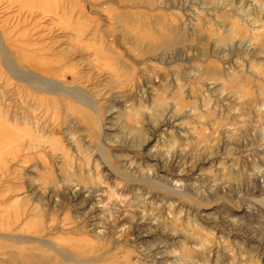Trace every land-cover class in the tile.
Segmentation results:
<instances>
[{"label": "rangeland", "instance_id": "374dc122", "mask_svg": "<svg viewBox=\"0 0 264 264\" xmlns=\"http://www.w3.org/2000/svg\"><path fill=\"white\" fill-rule=\"evenodd\" d=\"M63 2L64 4H62V7H61L60 5L57 6L55 0H35V3L33 5L34 7H32L33 9L30 8V12H32V17L26 18V19H25V16L22 17L20 14H16L15 12L14 15L18 18L17 19L14 15H12L16 7H14V9L12 8V10H10L11 9L10 8L7 11L5 4L1 3L0 4V12H1L0 13L1 15L0 25L5 35L7 36V40H9L8 41L9 45L13 40H17L18 38L22 36L27 37V36H30V34L32 35L35 34L37 32L35 29H39L40 27L44 29L46 26L51 28L53 27L52 25H55L54 29H57L60 23H62L61 24L62 26L63 24H65V22H67V24H69L72 27H77V25L79 24L80 27L84 28L85 26L88 25L89 27L87 26L84 28V29H87L86 31H88L89 29L92 30L93 28L98 29V30H95L96 33L94 31L96 36L98 34V37H99L98 38L94 36L95 39L97 38V43L93 37L94 33L93 35L88 33L86 37L82 36V38L79 39L77 37H74L73 29H71V31H67V35L69 34L67 37L69 38L64 37V38H61L59 41L64 40V43L66 42L70 44L72 43L71 44L72 48H75L79 43L82 45L87 43L89 45L88 48L92 49L91 46L94 45L93 44V40H94V43L96 45L95 47L98 49L102 45L99 43V41L103 39L105 40V43H107V45L111 47V49H113V51L117 52L118 56H121L123 59H126L128 63H131L132 65L134 64L135 66L134 68L136 69V70L134 69L135 71L134 75L136 76L137 80H139V83L137 81L135 88L125 87V84H122V88H120L119 86L121 85L115 82L117 80V82L119 83L121 81V78L125 77V72H123L124 68L121 64H117L118 61H116L115 54H110L113 59L111 60V62L114 61V63H111L112 64L111 67L117 71V72L114 71L116 75L123 74L124 75V76L122 75L123 77L116 76L114 77L115 79L114 78L111 79L110 76L104 77L106 76L105 74H107L104 69L100 72V75L104 72L105 74H102L101 76L98 74V72L96 71L92 72V70H89L87 71V73H85V71L87 70V65H80L77 68V70L80 72L79 73L80 78L75 82V84H78L79 86L83 87L84 90L89 92L92 98L97 103L101 104L102 115L104 117L108 116L107 117L108 119L105 117L107 119V121L105 120V123H106V126H108L109 124V127H111V129L110 130L107 129L108 135L106 136L105 139L102 140L103 143L108 142L107 143L108 146L103 145L101 141V136H99L101 135L100 133H98L99 134L98 135L97 133L89 132L88 124L80 123V121L77 119V117L73 115L71 111H69V116L68 118H66V121H67L66 126L73 124L71 125V127L73 126L72 127L73 131H71V133L76 131L74 130V127L75 129H78L81 125L83 126V128L80 127V129L82 128V131L80 129L78 130L81 131L79 134L81 137L80 146L82 147V150L89 151V149L87 148H90L89 152L85 151L86 158L90 156L92 157V155L95 156L96 158L99 157L100 155L98 153H101L102 146L105 149H107L108 153L110 154H112V149L114 147H117L122 151L130 150V151L140 152L142 154L141 155L142 157H150L149 156L150 151H152L153 153L155 152V155H157V158L159 160V164L158 163L156 164V161L153 158L151 159L152 161H149V162L147 161V159H145V160H142L141 162L142 166L145 167V165H147L144 168L140 166V161H141L140 159H136V163L139 166L135 164V159H133L132 161L127 160L128 163L131 162L133 166L131 167L129 171L130 175L132 174L131 175L132 178H131V183H129L130 188H128L129 190L127 192L128 194L125 193L126 198L129 197L128 199L125 198L126 203L131 202L130 205L132 204L134 205V203L137 204V199H138V202L139 201L141 202L140 205L142 204L141 206H143L145 204L143 200L148 202L147 200L148 192L152 191L154 194L157 195L159 199H161L162 197L163 199H165L166 197H173V198L178 199L186 207V209H189L188 207L192 208L193 210L191 213L192 215L190 214L191 216L189 215L188 218L191 220L193 218L192 221L194 222H189L187 219H185L186 215L184 214L185 215L184 219L182 218L183 221L181 219L176 222L177 227H178L177 229H179V232L175 230H173L175 232L173 231L171 232L170 230H168L169 233H165L163 231L165 226L162 224L163 226L160 225L159 227L160 229H158L159 232H157V234L155 235L153 239H150L151 241L149 240L150 242L146 241L144 244L141 245V243L138 241L140 245H137L136 248H134V250H135V255L140 258V263L141 264L142 263L143 264H264V201H263L264 200V125H263L264 124V88H262L261 90L262 92L258 90L253 91L254 87L247 88L246 89L247 90L246 99L249 100L251 98L250 100L252 101H250L251 105L246 104V106H243V104H240V102H247V101L243 100V98L245 99V97L243 98L240 97L242 94H240L241 91L239 90L238 87H234L236 84L233 86L228 81L229 88L226 86L227 87V88L225 87L226 89L225 88L220 89V90L217 89L220 87L219 81H222V80L225 81L224 79H226V76L220 73V72H223L225 68L229 69L230 71L232 70V72L234 71L240 75L242 74L241 72H245L247 70L246 71L247 73L249 71V69L253 66L252 60H255V62H257L258 60L257 63L260 62L261 64V65L259 64V69L262 72H264V60H262L264 57V26L262 25V22L264 24V9H263L264 0H159V1L154 0L153 1L154 4L151 3V0H63L62 3ZM64 5L66 8H63ZM81 8L83 9L82 13H80L82 11ZM64 9H66L69 12H67V14H63L61 10H64ZM77 9L79 10V15H76V12L72 14V11L74 12ZM3 12L6 14L4 15ZM54 12L58 14H62V19L61 20L55 19ZM2 13L4 16L2 15ZM121 13L122 14L127 13V15L123 17L124 19L125 18L128 19L131 17L133 19L131 18L128 20H122V21L120 20L121 21L120 23L119 19H117L116 16L117 15L119 16V14ZM7 16L8 18L9 17L10 18L8 19ZM79 16L81 18L77 23L76 21L79 19L78 18ZM249 17L250 18L257 17V20L259 19L257 22L259 26L257 25L256 29L254 27H246L243 25L242 22L245 19H248ZM36 18L38 21L36 20ZM48 18H51V19H48ZM63 18H67V20ZM53 21L54 23L49 24L50 22H53ZM41 23H43L45 26ZM159 23H162V24H159ZM39 24H41L42 26H40ZM238 24L240 27L238 26ZM159 25L162 27H160ZM232 26L234 27L232 28ZM13 27H15V29H13ZM124 27H127V30ZM237 27H239V30L241 32L238 31ZM122 29L124 30L122 31ZM231 30L234 31V33L230 37H227L226 34L230 33ZM33 31L35 33H33ZM128 31L130 35L129 33L126 34V32ZM244 31H247V32L244 33ZM257 33H260L261 36ZM24 34H26V36H24ZM165 34L168 37L170 35H171L170 37H172V35L176 37L175 38L172 37L171 39L170 37L166 38ZM90 35L93 37V40L91 39L92 37H90ZM139 35L142 36V38ZM136 36H138L141 40L142 39L144 40L141 41ZM143 36L145 37L143 38ZM165 39L167 40L166 42H165ZM137 40H139V44ZM146 40L150 48L151 46L155 47L152 49L153 51H155L154 53H152L151 49L149 51L151 53L148 52L149 54L143 52L145 48H148V46H142L144 43H146ZM49 41L47 40L48 43ZM76 41L78 42V44H76ZM134 41L136 43H134ZM149 41L152 43H150ZM50 43L52 42L50 41ZM133 43L136 44L137 46L134 45ZM162 44H165V45H162ZM248 44L254 50L251 52L252 54L250 53V55L246 50L247 49L246 46ZM88 45H83V46H88ZM64 46H66V44ZM135 46L141 50H138V48H136ZM134 48L136 52L133 50ZM103 50L105 51L106 49L103 48ZM13 57L16 60H18L16 55H13ZM0 63H1V54H0ZM242 68L244 70H242ZM201 69H202V72L204 71L205 73H207L206 71H208V73L205 74L204 76L205 78L200 76L202 75L200 71ZM165 70H167V72ZM215 70L219 71V74H217L218 72H216ZM213 71L216 72V74L218 75V78L215 73L213 74ZM149 72H151V75H152L151 77L149 76L150 74ZM154 72L155 73L157 72V73L154 74ZM165 72L167 73V75L171 74L170 77L167 76ZM191 72H193V74H191ZM197 72L200 75L197 74ZM176 73L178 75L177 78L179 77L182 78V80H180L181 78H179V81L184 83V85L186 84L190 86L192 85L193 89L195 90L194 95H193L194 98L193 97L187 98L185 96H184L186 98L185 100L181 98L182 101L183 100L185 102L189 101L188 104L190 105L189 107L184 105L182 109L180 110L181 112L179 113L178 111L179 113L178 115L180 116H175L177 112L175 113L173 112V110H175V106L173 105L176 102L178 103L180 100L179 97L175 98V96H173L176 93H179L177 86H175L174 83L172 84L173 80L174 81L175 79L177 80V78L174 76ZM157 74L159 75L158 78L156 76ZM192 75H193V78L191 77ZM152 77H155L156 79L155 78L153 79ZM149 78L151 79L149 80ZM204 80H206V82L207 81L208 82L211 81V82L210 84L208 82L207 83L205 82V85L203 86ZM215 80H217L218 82ZM69 81L70 82L72 81L71 77H69ZM261 82L263 85L262 87H264V80L261 79ZM150 83H153V84H150ZM155 84L158 87L152 86ZM213 84L214 86L215 85L216 86L214 87ZM11 86H10L11 88L10 87L8 88V90L12 92L11 96L13 97L14 95L13 93H16V95L19 94L18 93L19 90H17L18 88H16L17 86H15V88L13 85ZM214 88H216L217 90H215ZM204 89L206 92L204 91ZM207 92H208V96L209 95L210 96L207 98L205 97L202 98L204 93L206 94ZM112 94L113 96H111ZM233 96L235 99L233 98ZM222 97L224 99H222ZM226 99H228V101ZM18 100L20 102L15 101V100L14 102L12 101V104L10 102V114H16V113L18 114L26 110V106L21 103L22 102L21 97H18ZM205 100L209 101L210 104L207 102H204ZM226 103L227 104L230 103V105L233 103L235 104L231 105V108H230L229 105L227 107ZM252 104L254 107L252 106ZM205 105L208 107L209 110L206 108ZM138 106H140L141 108ZM195 106L198 112L194 109ZM209 107L210 108L212 107V108L210 109ZM241 107H244V108H241ZM222 108L224 110L223 112H221ZM228 108L229 110L231 109V111H229ZM130 109H132L131 112L132 111L134 112L135 110H138L139 112L140 110V114L138 113L137 117L134 118V120L133 118H131L130 115L127 114L130 112ZM161 109L164 112H162ZM178 109L180 108L178 107ZM192 109H194L195 111ZM203 110L204 111L208 110L213 113L215 110L214 117L213 115L211 116V118L207 116L208 117L207 120L209 119L210 120L209 122H206V123L212 124V130L210 129L211 130L210 132H212L210 134L212 136L210 135L211 139L208 138L209 140L207 139V136L206 137L202 136L204 140H202L201 136H200L201 138L198 139V137L195 135L196 133L194 131L193 132L195 134L191 132L194 127L193 125L196 126L198 121L199 123L201 121L197 118V116L195 117L193 112L199 113L200 111H203ZM158 111L162 113V115L160 113L156 114L158 113ZM235 111L237 112V114ZM105 113H107L108 115ZM143 113L146 115L143 116ZM34 114L36 115V117H38V114H40L39 116H41V119L49 123L48 131L50 133L47 131L48 135L52 136V134H57L58 137H61V140L63 141L62 143L66 145V142L64 141V138L62 137L63 130L62 128H60L59 126L60 124H58L57 122H56L57 124L54 123L55 117L50 111L41 113L39 110H36ZM234 114L236 117L234 116ZM52 117H54V119ZM137 118H139V120ZM171 120L173 121L171 122ZM184 120L185 122H187L189 126L187 124L182 123L184 122ZM191 120L192 121L194 120V121L192 122ZM195 120H198V121H195ZM59 121L62 122L60 119ZM72 121H75V122H72ZM51 123H53L54 126L55 125L56 126L55 127L53 126L54 128L49 127L51 126ZM178 123H180V125ZM42 125L44 126L45 124L43 123ZM190 125H192L193 127L191 126V128H188L190 127ZM166 127H168V129ZM185 127H187L188 129ZM84 128L85 130H83ZM189 129L191 131H189ZM170 130L174 134H172ZM228 130L229 131L231 130V131L229 132ZM156 131L157 133H155ZM150 132L151 134L155 133L156 135H159V138H158L159 140L157 142V145L160 146L159 148L161 149H158L155 143H153L154 145L152 144V146L150 147L148 144H147L148 146L143 147L145 141L148 139V136L151 135L149 134ZM167 132L168 133L170 132V134L172 135L170 136V134H168ZM191 133L193 134V137ZM58 134H61V136ZM76 134L78 135V132ZM184 134L188 136L186 137V135L184 136ZM50 138L51 137H49V139L46 138L48 140V143H51L53 141V138L51 139ZM171 138L174 140L177 139L176 145L174 144L175 141L172 140ZM107 139L108 141H106ZM205 139L207 141H205ZM82 143L85 144L84 147H87V146L88 147L83 149L84 147ZM98 143L100 145H98ZM96 146H100V147H96ZM9 148L12 149L14 147H9ZM145 148L147 150H145ZM174 148H176L175 151L178 150L176 154H175ZM15 149L10 150V151H13V152H10L8 150V147L3 148V150L0 148V160L2 161L0 163L1 165L0 166V234L9 236V239H4L0 235V264H21V262H23L21 261L22 260L21 258L23 257L19 255V251H18L19 244H16V240L18 237V236L16 237V235H19L20 233H22L25 227L32 229L33 226L37 224L36 221H38L37 218H33L34 215H32L36 211V209H33V208H35V206L37 205V202H34L33 200H31L30 196L27 195L28 192L24 193L26 192L25 190H27L26 187L24 188V186H26L23 182L24 177L22 176L19 168L14 167V166L12 167L10 164L11 160L9 159L10 158L12 159L13 156H16L19 154V150L17 148ZM182 149H185L187 151L182 150ZM156 150L160 152L158 153ZM169 151H172V152H169ZM185 152H186V155H185ZM12 153L14 155H12ZM94 153H96V155ZM158 154L160 155V157H158L159 156ZM181 154L185 155L186 158L185 157L183 158V155ZM48 155L49 154H47L46 157H48ZM131 156L136 158L135 157L136 155H131ZM170 159H172L173 161ZM163 161H164V164H163ZM197 161H199L200 163ZM2 163L4 164V166L2 165ZM5 163L7 164V166H5ZM160 163L161 165L162 164L163 165L161 166ZM204 163L206 164L202 168V165ZM167 164L168 165L170 164V165L168 166ZM149 166L153 167L154 170L157 169L156 171L159 172L160 177H165L167 174L166 176L167 179L174 178V176L176 178L177 176L184 178L182 182H184L185 184L182 183L183 189H181V193L184 192L182 194L183 196L179 193L171 194L170 192H167L166 189H165L166 191L165 192L164 187L161 185L162 181H155L154 183L148 182L147 172H149V168H150ZM177 166L179 167L177 168ZM6 167H9V168H6ZM134 169H136V172ZM176 170H179L180 173L179 171H176ZM44 171L42 174L45 177L46 175H49L50 177V174H49L50 170H48V172L46 170ZM140 171H144V173ZM136 173L137 174L139 173V175H137ZM43 175L41 177L38 175L37 176L33 175L34 179L30 177L29 178H30V181L32 180L31 182L35 181L36 183H38L37 186H39V184L46 185V182H48L47 179L49 177L48 178L46 177L47 179H44ZM36 177L38 178V180ZM29 178L25 179L26 182H28L27 180ZM114 180L116 182L118 178H114ZM118 181L116 183H119ZM149 184L153 186H150ZM49 186L50 185H48V187ZM156 186L158 189L156 188ZM39 187L42 188L41 186ZM146 187H148L149 190ZM20 192L22 193V195H25V197L24 196L22 197ZM142 192L146 194L144 193L142 194ZM188 192L190 195L187 194L188 195L187 196L186 193ZM185 195L187 197H185ZM138 197L142 200H140ZM191 198L198 200L199 204L201 202L202 204L205 205V207H208V205L210 204L211 206L216 205L217 206L216 210L214 209L212 212L208 210V212H210L208 214V212H203L200 209L196 213L194 210H196L197 205L194 202V200ZM29 201L32 204L29 203ZM26 203L29 206V208L26 206ZM156 204H159V201H156ZM121 205H123V203H121ZM130 205L128 204L129 207H125V208L126 209L132 208V206ZM155 207L156 206H154L153 207L154 209H153L150 206L148 207L146 206L145 208V210L147 209L146 213L150 212L153 214V217L159 218V214H161V212L160 210H156L157 207L156 208ZM21 208L23 210H26V209L30 210L29 214L33 212L30 215L32 219L29 220L28 222L30 223V225H32V227L22 224L23 216H21L22 219H20V215H19V213L22 215V212H23ZM160 218L161 220L163 219V217H160ZM106 219H108V217H106ZM186 221L191 224L188 225ZM21 224L22 226L24 225V228L21 226ZM190 226H193V227H190ZM147 229H149V227L145 226V228L143 229L141 228L139 231L140 232L148 231ZM26 230L28 229H25V231ZM176 232H177L176 235L181 236L179 237L180 241L176 239L175 240L172 239V235H174ZM210 233H211V237L208 236L210 235ZM11 235L13 238L11 237ZM207 236L210 239H212L210 240L211 243ZM196 239L207 240L208 243L211 245V247L204 249L206 253H204V251L199 252V249L198 251H194V252L191 251L190 253V250H188L187 248L186 249L184 248V247H187V245L185 246V244L187 243L190 244V245L188 244V246H191L192 249L193 247H196V244L194 243ZM106 240L112 241L111 239H106ZM185 240H189V241H185ZM102 243H104L105 245L99 251V252H102L101 255L109 253L112 250L113 251H118V250L125 251L127 249H130L129 247L125 245H120V244H117V245L115 244L116 246H113V247H118V248L112 249V246L110 245L109 242L102 241ZM38 253L36 252L34 254L37 255ZM54 261L49 260L47 258L38 257V260L36 258V261L33 264H53V263L67 264V263H62V262L58 263L56 260Z\"/></svg>", "mask_w": 264, "mask_h": 264}, {"label": "bare ground", "instance_id": "6f19581e", "mask_svg": "<svg viewBox=\"0 0 264 264\" xmlns=\"http://www.w3.org/2000/svg\"><path fill=\"white\" fill-rule=\"evenodd\" d=\"M62 1L61 0H55L57 6L60 5L61 7H62V4H64V2L62 3ZM153 1L154 0H151V3H153ZM1 3L5 4L7 11L10 8H11L10 10H12V8L14 9V7H16V9H15V11H13L12 15H14V13L16 12V14H20L22 17L25 16V19H26V18L32 17V12H30V8L33 9L32 7H34L33 5L35 3V0H0V4ZM63 8H66L65 5ZM4 10H5V8H4ZM41 10H43V9H41ZM81 10L82 11L80 13L83 12L82 8H81ZM61 11L63 12V14H67V12H69L66 9L61 10ZM75 12H76V15H79L78 9L75 10L74 12L72 11V14ZM3 13H2V15H3ZM5 14L6 13H4V15ZM126 15H127V13H123V14L121 13V14H119V16L117 15L116 18L119 19V21L120 20L121 21L122 20H128V19L132 18L131 17L128 19H126V18L124 19L123 17H125ZM7 18H8V16H7ZM54 18L61 20L62 14H58V13L54 12ZM78 18L79 19L76 21L77 23L81 17L79 16ZM48 19H51V18H48ZM63 19L67 20V18H63ZM36 20H37V18H36ZM258 20H257V17L256 18H254V17L250 18L249 17L248 19H245L242 23L246 27H254L256 29V27L258 25V23H257ZM119 21H117V22H119ZM121 21H120V23H121ZM52 23H54V21L50 22L49 24H52ZM162 23H159V24H162ZM32 24H34V23H32ZM41 24H43V23H41ZM41 24H39V25L42 26ZM61 24L62 23L59 24L60 26L58 25L57 29H54L55 25H52L53 27H51V28L46 26V27H48V28L45 27L46 29L45 28L43 29L42 27H40L42 30L40 28L39 29L34 28L37 31L36 33L33 31V33H35V34H33V35L30 34V36H27V37L22 36V37L18 38L17 40H13L10 43V45L8 44L9 40H7V36L5 35L3 29L1 28V25H0V54H1V63H0V70H1L0 71V148L3 150V148L8 147V150H9L10 149L9 147H14L12 149L17 148L19 150L18 155L13 156L12 159L11 158L9 159V160H11L10 164L12 167L14 166V167L19 168L22 176L24 177L23 182L26 186H24V185L23 186H24V188L25 187L27 188V190H25L26 192H24V193L28 192L29 194L27 193V195L30 196L31 200H33L34 202H37V205L35 206V208H33L31 206L33 209H36L35 213L32 214L33 212H31V214L34 215L33 218H37V220H38V221H36L37 224L36 225L33 224L34 226L32 229L25 227V229H28V230L25 231V229H24V231H22V233H20L19 235H16V237L18 236L17 240H16V244H19L18 245L19 246V248H18L19 255L21 257H23V258L20 257L22 259L21 261H23V262H21V264H33L36 261V258L38 260V257L47 258V259L52 260V261L56 260L58 263L62 262V263H67V264H141L140 258L135 255V250H134V248H136L137 245H140L139 242L142 245L146 241L153 239L155 237V235L157 234V232H159L158 229H160L159 227L162 224L165 226L163 229V231L165 233H169L168 230H170L171 232L173 230L179 232V229H177L178 227H177L176 222L178 220H181L182 218L184 219L185 215H186L185 219H187L189 222H194V221H192L193 218H192V220L188 218L193 210L191 207H188L189 209H186V207L178 199L173 198V197H166L165 196L166 197L165 199H163V197L161 199H159L157 197V195L154 194L152 191L148 192V195H147L148 196V199H147L148 202L143 200V202L145 203L143 206H141L142 204L140 205L141 202L140 201L138 202V199H137V204L133 202L134 205L133 204L130 205L131 202L130 203L127 202L130 206H132L133 209L132 208H130V209L125 208V207H129L128 204L126 203V199H128L129 197L126 198L125 193H127L129 191L128 188H130L129 183H131V178H132L131 175L132 174L130 175L129 171H130L131 167L133 166L131 164V162L128 163L127 160L132 161L133 159H135V164L138 165L136 163V159H140L141 160V161L139 160L140 166H142L141 165L142 160L147 159V161L149 162V161H152L151 159L153 158L156 161V164L157 163L159 164V160L157 158V155H155V152L153 153L152 151H150V153H149L150 157H142L141 156L142 154L140 152L130 151V150L129 151H122L119 148L113 146L114 148L112 149V154H110V153H108L107 149H105L102 146L101 153H98L100 155L99 157L96 158L95 156L92 155V157L90 156V157H87L88 159L86 158L85 151L87 152L88 150L84 151V150H82V147L80 146L81 137H80L79 133L82 131L83 126L82 125L80 126V127H82L81 129L78 126L79 127L78 129H80L81 131L78 129H75V127H74V130H76V131L71 133V131H73L72 130L73 126L71 127V125H73V124L66 126L67 125L66 124L67 123L66 118H68V116H69V111H71L73 113V115L75 117H77V119L80 121V123L88 124V127H89L88 131L89 132H94L97 134L100 133L101 135H99V134L98 135L101 136V141L106 138V136L108 135L107 129L110 130L111 127H109V124H108V126H106L105 120L107 121L108 116L107 117L105 116L107 118L106 119L102 115L101 104L97 103L92 98L91 94L89 92H87L86 90H84L83 87L79 86L78 84H75V82L80 78V74H79L80 72L77 70V68L80 65H87V70L85 71V73H87V71H89V70H92V72L96 71L100 75V72L104 69L105 72L107 73V74H105V72L102 73V74L106 75L104 77L110 76L111 79L116 77V76L120 77L123 74L122 75L121 74L116 75V73H114V71L115 72H117V71L111 67V65H112L111 63H114V61L111 62V60H113V59H112L110 54H115L116 61H118L117 64H121L124 68L123 69L124 71L123 70L122 71L125 72V77H123L124 76L123 75L122 76L123 78H121V81L119 83L117 82V80L115 81L117 84L121 85L119 87L122 88V84H125V87L135 88V85L137 84V81L139 83V80H137L136 76L134 75L135 74L134 64L132 65L131 63H128V61L126 59H123L121 56H118L117 52L113 51V49H111V47H109L107 45V43H105V40L101 39L99 41V43L102 45L98 49L95 47L96 45L94 43L93 37L94 36L98 37V34H97V36L95 34L96 33L95 30H98L97 28H93L92 30L89 29L88 31H86L87 29H84V28L87 27L88 25L85 26L84 28H82L79 26V24L77 25V27H72L69 24H67V22H65V24H63L62 26H61ZM232 25H234V24H232ZM262 25L264 26L263 22H262ZM238 26H239V24H238ZM119 27H121V26H119ZM160 27H162V26H160ZM233 27L234 26H232V28ZM239 27H237L238 31H240ZM30 28H31V26H30ZM124 28H126V30H127V27H124ZM13 29H15V27H13ZM71 29H73L74 34L73 33L72 34L74 35V37H77L79 39H81L82 36L86 37L88 33L93 35V33L95 31L93 37L90 35V37H92L91 39L93 40V44H94L91 46L92 49L88 48L89 45L87 43L83 44V45H88V46H83L80 43L78 44V42L76 41V44H78V45L75 48H72V46H71L72 43L71 44L68 42L64 43L63 39H62L63 41H59L61 38H64V37L66 38L69 35V34L67 35V31H71ZM123 30L124 29H122V31ZM246 30H247V28H246ZM256 31H258V30H256ZM24 32H26V31H24ZM246 32L247 31H244V33H246ZM127 33H129V31L126 32V34ZM233 33H234V31L231 30V32L226 34V36L230 37ZM257 34H259L261 36L260 33H257ZM22 35H23V33H22ZM129 35H130V33H129ZM132 35H133V33H132ZM136 35H138V34H136ZM214 35H215V33H214ZM20 36H21V34H20ZM24 36H26V34H24ZM145 36H143V38ZM165 36H166V38L168 37L166 34H165ZM177 36H178V34H177ZM95 37H94V39H95ZM136 37H138V36H136ZM140 37L142 38V36H140ZM151 37H152V35H151ZM172 37L175 38L176 36L174 37V35H172ZM172 37H170V39ZM255 37H256V35H255ZM67 38H69V37H67ZM101 38H102V36H101ZM47 40L48 41L50 40L52 43H50V41L48 43ZM67 40H69V39H67ZM142 40H144V39H142ZM95 41L97 43V38L95 39ZM137 41L139 44V40H137ZM166 41L167 40L165 39V42ZM70 42H71V40H70ZM163 42H164V40H163ZM134 43H136V42L134 41ZM150 43H152V42H150ZM65 44H66V46H64ZM74 44H75V42H74ZM134 45H136V44H134ZM162 45H165V44H162ZM142 46H148V48H145V50H143V52H145L147 54L151 53V52H149L150 49L152 50L153 48H155L154 46L153 47L151 46V48H150V46L147 43V40H146V43H144ZM103 48H105L106 50L104 51ZM132 48H133V46H132ZM136 48H138V47H136ZM156 48H158V47H156ZM246 48H247L246 50L249 53V55L252 51H254L253 48H251L249 44L246 46ZM133 50L135 51V48ZM138 50H141V49L138 48ZM154 52L155 51L152 50V53H154ZM253 54H254V52H253ZM13 55H16L18 60H16L13 57ZM140 55H142V54H140ZM262 60H264V57ZM257 62H258V60H257ZM257 62H255V60H252L253 66L249 69V71L247 73H246L247 70L245 72L240 71L242 73L240 75L234 71L232 72V70L230 71L229 69L225 68L223 70V72H220V73H222L224 76H226L227 80L224 79L225 81H223V80L219 81L220 87L219 88L216 87V88L219 90L225 88L226 86L229 88V82L233 86L236 84L234 87H238L239 90L241 91L240 94H242V95L240 97H242V98L245 97V99L243 98V100L247 101V102H240V104H243V106H246V104L251 105L250 104V101H252V100H250L251 98L249 97L250 98L249 100L246 99V92H247L246 89L254 87L253 91H257V90L261 91L262 88H264V87H262L263 85L261 82V79L264 80V72H262L259 69L260 62L259 63H257ZM98 63H100L101 65ZM2 67H3V69H2ZM242 70H244V69L242 68ZM165 71L167 72V70H165ZM200 71H201L202 75H200L198 73L199 71L197 72V74H199L202 77H204L205 74L208 73V71H206L207 73H205L204 71L202 72V69ZM216 72H218L217 74H219V71H216ZM216 72L213 71V74L214 73L216 74ZM149 73L148 74L151 77L152 76L151 72H149ZM156 73L154 72V74H156ZM98 74H97V76H98ZM114 74H115V76H114ZM191 74H193V72H191ZM166 75H167V73H166ZM170 75H167V76L170 77ZM156 76L158 78L159 75L157 74ZM174 76L177 78L178 77L177 73ZM69 77L72 78L71 82L69 81ZM155 77H152V78L154 79ZM160 77H161V75H160ZM191 77L193 78V75ZM197 77H198V75H197ZM179 78H181V77H179ZM179 78H177V80L175 79L176 83L174 80L172 81V84L174 83V85L177 86V89L179 92L173 96H175V98L179 97L180 100H181V98L185 100L186 99L185 97H187V98L193 97L195 90L193 89L192 85L190 86L186 83H185L186 85H184V83L179 81ZM217 78H218V75H217ZM117 79H119V78H117ZM150 79L151 78H149V80ZM180 80H182V78ZM215 81H217V80H215ZM205 82H206V80H204L203 86L205 85ZM210 82H208V83L210 84ZM150 84H153V83H150ZM11 85H13L14 88H15V86H17L16 88H18L17 90H19V92L17 91L19 93L17 95H18V97H21V101H22L21 103L26 106V110H24L22 112L19 111L20 113H18V114L17 113L16 114H10V102L12 104V101L14 102V100L19 101L16 93H13L14 94L13 97L11 96L12 92L10 90H8V88ZM152 86L155 87L156 84L152 85ZM213 86H214V84H213ZM156 87H158V86H156ZM216 88H214V89L217 90ZM204 91H205V89H204ZM186 92H187V94H186ZM213 93H215V92H213ZM113 94L111 96H113ZM209 96H208V92H207L206 94L204 93L202 98H204V97L207 98ZM220 98H221V96H220ZM233 98H234V96H233ZM208 99H210V98H208ZM222 99H224V98L222 97ZM180 100L178 103L176 102L173 105V106H175V110H173V112L174 113L177 112L175 114V116H180L178 114L181 112L180 110L182 109V107L184 105L187 107H189V105H190V104H188L189 101L185 102L184 100L183 101L182 100L180 101ZM207 100H205L204 102L209 103V101H207ZM226 100L228 101V99H226ZM231 102H233V101H231ZM230 103L229 104L226 103V104H227V107L229 105V107L231 108V105L235 104L236 101H235V103H233L231 105H230ZM156 104H157V102H156ZM224 105H225V103H224ZM252 106H253V104H252ZM138 107H140V106H138ZM178 107L180 109H178ZM206 108L208 109L207 106H206ZM241 108H244V107H241ZM23 109H24V107H23ZM132 109H130V112L127 114L130 115L131 118H133V120H134V118L137 117L138 113L140 114V110H139V112H138V110L131 112ZM194 109L195 110L197 109L196 106ZM194 109H192V110H194ZM247 109H249V108H247ZM36 110H39L41 113H43V112L45 113V112L50 111L53 114V116L55 117L54 123L60 124L59 126L63 130L62 131L63 132L62 137L64 138L66 145L64 143H62L63 141L61 140V137H58L57 134H52V136L48 135L49 123H47V121H44L43 119H41V116H39L40 114H38V117H36V115L34 114V112H36ZM187 110H188V108H187ZM208 110L207 111L203 110V111H200L199 113L193 112L195 117L197 116V118L201 121L199 123L198 120H195V121H198L197 125L196 126L193 125L194 127L192 125H190V127H188V128H191V126L193 127V130L191 131L189 129V131H191L192 133L195 132L196 134L195 133L194 134L198 137V139L201 138L202 136L203 137L207 136V139L212 136L210 134V133H212V132H210L212 130V124H209L206 122H209V120H210V119L207 120V118H208L207 116H209L210 118L212 115H213V117L215 116V110H214V113L210 112ZM228 110H229V108H228ZM14 111H16V110H14ZM29 111H31V112H29ZM32 111H34V112H32ZM161 111L164 112L162 109H161ZM178 111H179V113H178ZM183 111H184V109H183ZM196 111L198 112V110H196ZM223 111L224 110L222 108L221 112H223ZM229 111H231V109ZM217 112H218V110H217ZM159 113L160 112L158 111V113H156V114H159ZM190 113H189V115H190ZM226 113H228V112H226ZM105 114H107V113H105ZM160 114L162 115V113H160ZM236 114H237V112H236ZM144 115H146V114L143 113V116ZM181 115H182V113H181ZM234 116H235V114H234ZM54 117H52V118L54 119ZM139 118H137V119L139 120ZM193 118H194V116H193ZM47 119H48V117H47ZM59 119L62 122H60ZM227 119H228V117H227ZM169 120H170V118H169ZM202 120H204V121H202ZM172 121L173 120H171V122ZM51 122H53V121H51ZM70 122H71V120H70ZM72 122H75V121H72ZM212 122H214V121H212ZM43 123L46 126L45 125L43 126L42 125ZM136 123H137V121H136ZM139 123H140V121H139ZM182 123L187 124V122H185V120ZM127 124H129V123H127ZM178 124L180 125V123H178ZM213 125H214V123H213ZM53 126H54V124L51 123V126H49V127L54 128L56 125L54 127ZM166 128L168 129V127H166ZM185 128H187V127H185ZM83 130H85V128ZM178 130H179V128H178ZM148 131H150V130H148ZM220 131H218V132H220ZM77 132H78V135L76 134ZM170 132H171V130H170ZM170 132L169 133L167 132V133L170 134ZM83 133H84V131H83ZM155 133H157V131ZM155 133H153V134H151V132L149 133L152 136L151 135L148 136V139L145 141L144 146L142 145L143 147H146L148 145L150 147V146H152L153 143H155L157 145V142L159 140L158 139L159 135H156ZM171 133L174 134L173 132H171ZM192 133H191V135L193 137ZM172 134H170V136ZM58 135L61 136V134H58ZM185 135L186 134H184V136ZM99 136H97V137H99ZM187 136L188 135H186V137ZM189 136H190V134H189ZM49 137L53 138V141L51 140L52 141L51 143H48V140L46 139V138L49 139ZM203 137H202V140H204ZM84 138H83V140H84ZM111 140H110V142H111ZM172 140H174V139H172ZM176 140H174L175 145H176ZM106 141H108V139ZM205 141H207V140L205 139ZM98 142H99V140H98ZM204 142H203V144H204ZM102 143H103V141H102ZM107 143H103V145L106 146ZM84 145L85 144H83V147H84ZM98 145H100V144L98 143ZM87 147H84L83 149H85ZM93 147H95V146H93ZM96 147H100V146H96ZM157 147H158V149H161V148H159L160 146L157 145ZM12 149H10V150H12ZM87 149H89V151H90V148H87ZM175 149L176 148H174V151H175ZM186 149H187V147H186ZM145 150H147V149L145 148ZM182 150H185V149H182ZM5 151H6V149H5ZM185 151H187V150H185ZM10 152H13V151H10ZM169 152H172V151H169ZM169 152H167V153H169ZM176 152H178V150L175 151V154H176ZM46 153L49 154L48 157H46V155H47ZM94 154L96 155V153H94ZM183 154H181V155H183ZM9 155H10V153H9ZM12 155H14V154L12 153ZM131 155H136L135 156L136 158L132 157ZM185 155H186V152H185ZM185 155H183V158L185 157ZM158 157H160V155ZM175 157H176V155H175ZM211 157H213V156H211ZM173 159H175V158H173ZM170 160H172V159H170ZM123 161H125V162H123ZM1 162L2 161L0 160V163ZM197 162H199V161H197ZM3 163H2V165L4 166ZM193 163H194V161H193ZM193 163H192V165H193ZM163 164H164V161H163ZM205 164L206 163H204L203 165L201 164L202 168L204 167ZM160 165H161V163H160ZM5 166H7L6 163H5ZM146 166L147 165H145V167ZM142 167H144V166H142ZM149 167H150L149 172H147L148 182L154 183L155 181H162L161 185L164 187V191L166 189L167 192H170L171 194L179 193L182 195L184 193V192L181 193V189H183L182 183H184L182 181L184 178H181L178 176L176 178L174 176V178H168L167 179V177H166L167 174H166V176L164 175L165 177H160L159 172L156 171L157 169L154 170L153 167H151V166H149ZM170 167H172V166H170ZM178 167L179 166H177V168ZM184 167H186V166H184ZM6 168H9V167H6ZM165 168H166V166H165ZM197 168H199V167H197ZM202 168H200V169H202ZM136 169H134L135 172H136ZM182 169H183V167H182ZM42 170L43 171L46 170L47 172H48V170H50V172H51V173L49 172L50 177H49V175H46L47 178L49 177L48 179L42 174L43 173ZM23 171H25V172H23ZM138 171H139V169H138ZM160 171H162V170H160ZM170 171H171V169H170ZM176 171H179V170H176ZM140 172L144 173V171H140ZM186 172H187V170H186ZM179 173H180V171H179ZM32 174L34 176L38 175L40 177L43 175L44 179L48 180V182H46V185L48 184L50 186L48 187V185L46 186L45 184L44 185L39 184V186L42 187V188H40L39 186H37L38 183H36L35 181L31 182L32 180L30 181V178L34 179V176ZM145 174H144V176H145ZM137 175H139V173ZM193 175H194V173H193ZM26 178H29L27 180L28 182H26V180H25ZM114 178H118L119 181L118 180L117 181L119 183H116L117 181L115 182ZM144 178H146V177H144ZM189 178H191V177H189ZM37 180H38V178H37ZM149 185L153 186L151 184H149ZM146 188H148V187H146ZM156 188H157V186H156ZM131 189H132V187H131ZM148 190H149V188H148ZM143 193L144 192H142V194ZM46 194H47V196H46ZM144 194H146V193H144ZM187 194H189V192L186 193V195ZM21 195H22V193H21ZM186 195H185V197L188 196V195L187 196ZM23 196L25 197V195H22V197ZM129 196H130V194H129ZM155 199H157V200H155ZM191 199H193V198H191ZM206 199H207V197H206ZM140 200H142V199H140ZM193 200L197 205L196 210H194L196 213L200 209L203 212H208V210L210 212H212L214 209L216 210V207H217L216 205L211 206V204H210V205H208V207H205V205L202 204L201 202L199 204L198 200H195V199H193ZM25 201H27V200H25ZM156 201H159V204H156ZM29 203H31V202L29 201ZM121 203H123V205H121ZM22 206H24V205H22ZM26 206L29 208L27 203H26ZM146 206L147 207L150 206L151 208L156 206L157 207L156 210H160V212H161V214H159V218L153 217V214L150 212L146 213V210H147V209L145 210ZM21 210H23V209L21 208ZM148 211H150V210H148ZM151 212H153V211H151ZM210 212H208V214ZM29 213H30V210L26 209V210H23L22 215L20 213H19V215H20V219H22L21 216H23V219H22L23 223L21 222L22 224H25L29 227H32V225H30V223H28L29 220L32 219V217L30 216L31 214H29ZM156 214H157V212H156ZM200 215H202V214H200ZM202 216H204V215H202ZM106 217H108V219H106ZM160 217H163V219L161 220ZM183 219H182V221H183ZM180 222H178V223H180ZM169 223H171V224H169ZM22 224H21V226H22ZM189 224H191V223H188V225ZM145 226L149 227V229H147L148 231L140 232L139 230L141 228L142 229L145 228ZM22 227L24 228V225ZM190 227H193V226H190ZM196 227H198V226H196ZM175 231H173V232H175ZM177 232L174 235H172V239H174V240L176 239V240L180 241L179 237H181V236L176 235ZM0 235L4 239H9L8 235H4V234H0ZM208 236L211 237V233ZM11 237H12V235H11ZM16 237H14V238H16ZM188 238H189V236H188ZM203 238H205V237H203ZM106 239H111L112 241H109V240L107 241ZM210 240H212V239L209 238V241ZM102 241L109 242L110 245L112 246V249L118 248V247H113V246H116L117 244L125 245V246L129 247L130 249H127L125 251H120V250L113 251L112 250L109 253L101 255L102 252H99V251L105 245L104 243H102ZM185 241H189V240H185ZM149 242H147V243H149ZM194 243L196 244V247H193V249L191 246H188L189 243H187V244L184 243L185 246L187 245V247H184V248L185 249L187 248L188 250H190V253H191V251L192 252L198 251V249H199V252L204 251V253H206L204 249L211 247V245L208 243L207 240L196 239L194 241ZM210 243H211V241H210ZM35 250H37V251H35ZM184 251H186V250H184ZM36 252L37 253L39 252V253L36 255V254H34ZM105 258H107V259H105ZM53 264H55V263H53Z\"/></svg>", "mask_w": 264, "mask_h": 264}]
</instances>
